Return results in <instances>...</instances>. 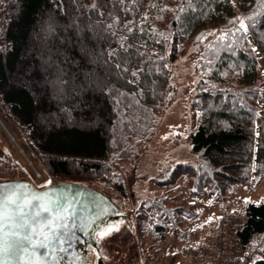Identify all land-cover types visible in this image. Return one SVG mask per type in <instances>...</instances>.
I'll return each instance as SVG.
<instances>
[{
	"label": "trees",
	"instance_id": "trees-1",
	"mask_svg": "<svg viewBox=\"0 0 264 264\" xmlns=\"http://www.w3.org/2000/svg\"><path fill=\"white\" fill-rule=\"evenodd\" d=\"M212 30L195 68L200 121L189 143L197 160L153 181L168 191L184 181L196 196L226 200L253 179L264 183V0H0V107L49 177L126 194L118 164L134 162L149 142L172 63ZM157 198L145 205L160 214L143 215L139 227L161 253L167 233L188 235L182 226L200 214ZM242 213L238 236L250 251L253 237H264V199ZM261 251L253 264H264V242Z\"/></svg>",
	"mask_w": 264,
	"mask_h": 264
},
{
	"label": "rangeland",
	"instance_id": "rangeland-1",
	"mask_svg": "<svg viewBox=\"0 0 264 264\" xmlns=\"http://www.w3.org/2000/svg\"><path fill=\"white\" fill-rule=\"evenodd\" d=\"M217 32L212 30L201 43L186 44L182 54L172 63V86L166 108L160 113L149 142L140 149L134 162L118 164L126 180V194L102 182L86 183L112 197L128 216L129 223L121 221L118 225L105 227L96 234L102 243L101 254L105 256V264H187L188 260L183 256V251L197 246L208 233L217 231L223 210L230 208L244 220L242 211L245 206L264 199V183L257 186L254 179L246 186L235 188L226 200L220 201H215L207 193L194 195L184 181L173 191L160 188L153 181L167 167L178 162L197 160L191 153L189 143V135L198 127L200 121L199 111L192 106L199 80L195 68L204 46ZM50 58L40 59L41 64L47 65L45 68L49 67ZM44 59L49 61L44 62ZM46 75L43 72L44 78L38 81L39 85L46 86ZM0 121L10 131L7 132L4 124L0 122V181L24 178L40 189L62 181L49 177L45 168L32 155L26 134L1 107ZM10 133L16 140L11 138ZM157 196L168 198L169 206L191 209L200 214L195 220L182 226L189 232L188 235H182L178 229L174 233L168 232L162 242L161 253L153 252L150 248L152 239L142 234L139 227L143 215L157 217L160 214L156 209L145 205V201L158 200ZM113 226L115 227L111 234L102 235ZM90 257L91 264H95V257Z\"/></svg>",
	"mask_w": 264,
	"mask_h": 264
},
{
	"label": "water",
	"instance_id": "water-1",
	"mask_svg": "<svg viewBox=\"0 0 264 264\" xmlns=\"http://www.w3.org/2000/svg\"><path fill=\"white\" fill-rule=\"evenodd\" d=\"M3 126L10 132L5 124ZM26 158L31 162L28 157ZM0 185L17 186L15 195L21 204L30 202L47 206L50 210L56 204L61 206L60 211L53 210L50 213L43 212L38 207L42 222L34 225L38 235L44 237L51 234V229L47 225L56 227L62 222L69 224L72 233L71 251L68 254L69 258L61 260L60 264H90V248H97V232L127 217L112 197L86 184L59 181L40 189L27 179L17 178L1 180ZM6 210L8 214H12L14 206H8ZM49 216L51 219H45ZM57 216L60 217L59 221L56 220Z\"/></svg>",
	"mask_w": 264,
	"mask_h": 264
},
{
	"label": "snow or ice",
	"instance_id": "snow-or-ice-1",
	"mask_svg": "<svg viewBox=\"0 0 264 264\" xmlns=\"http://www.w3.org/2000/svg\"><path fill=\"white\" fill-rule=\"evenodd\" d=\"M238 31L247 34L243 20L239 22ZM251 51L255 52L257 49L252 48ZM16 187L0 185V264H60L61 260L68 259L72 245V233L68 223H58L56 227L47 225L51 234L44 237H40L34 227L42 222L38 207L43 212L50 213L53 210L60 211L61 206L56 204L50 210L47 206L30 202L21 204L15 195ZM8 206H14L12 214H8ZM29 208L32 210L28 211ZM45 219H51V216ZM56 220L59 221L60 217L57 216ZM114 227H109L102 235L111 234Z\"/></svg>",
	"mask_w": 264,
	"mask_h": 264
},
{
	"label": "built area",
	"instance_id": "built-area-1",
	"mask_svg": "<svg viewBox=\"0 0 264 264\" xmlns=\"http://www.w3.org/2000/svg\"><path fill=\"white\" fill-rule=\"evenodd\" d=\"M243 223V218L230 208L223 210L217 231L208 233L197 246L183 251L187 264H253L262 255L264 237L255 235L252 239L253 248L247 250L238 236Z\"/></svg>",
	"mask_w": 264,
	"mask_h": 264
},
{
	"label": "flooded vegetation",
	"instance_id": "flooded-vegetation-1",
	"mask_svg": "<svg viewBox=\"0 0 264 264\" xmlns=\"http://www.w3.org/2000/svg\"><path fill=\"white\" fill-rule=\"evenodd\" d=\"M121 221H125L126 223H129V221H128V216L125 218V219H122V220H120V221H118V222H116L115 224H112V225H118L119 223H121ZM112 225H110V226H112ZM96 240H97V248H99V250H97V248H93V247H91L90 248V256H93V257H95L94 258V260H95V264L97 263V264H105V256H103L102 254H101V250H102V243H101V240H99L98 238H97V236H96ZM91 264V263H90Z\"/></svg>",
	"mask_w": 264,
	"mask_h": 264
},
{
	"label": "bare ground",
	"instance_id": "bare-ground-1",
	"mask_svg": "<svg viewBox=\"0 0 264 264\" xmlns=\"http://www.w3.org/2000/svg\"><path fill=\"white\" fill-rule=\"evenodd\" d=\"M12 135H13V134H11V138H13V139H15V140H16V138L12 137Z\"/></svg>",
	"mask_w": 264,
	"mask_h": 264
}]
</instances>
